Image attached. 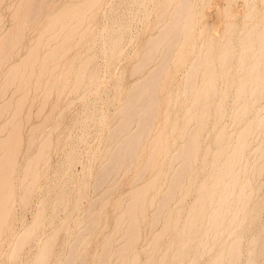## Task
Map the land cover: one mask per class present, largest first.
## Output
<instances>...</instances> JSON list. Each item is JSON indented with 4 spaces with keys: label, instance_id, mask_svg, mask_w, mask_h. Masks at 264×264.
I'll list each match as a JSON object with an SVG mask.
<instances>
[{
    "label": "bare ground",
    "instance_id": "obj_1",
    "mask_svg": "<svg viewBox=\"0 0 264 264\" xmlns=\"http://www.w3.org/2000/svg\"><path fill=\"white\" fill-rule=\"evenodd\" d=\"M0 264H264V0H0Z\"/></svg>",
    "mask_w": 264,
    "mask_h": 264
},
{
    "label": "rangeland",
    "instance_id": "obj_2",
    "mask_svg": "<svg viewBox=\"0 0 264 264\" xmlns=\"http://www.w3.org/2000/svg\"><path fill=\"white\" fill-rule=\"evenodd\" d=\"M76 168L79 169V166H77ZM30 209H31V208H29V210L27 211V217H28V218H29V216H30V215H29L30 213L28 214V212H30Z\"/></svg>",
    "mask_w": 264,
    "mask_h": 264
}]
</instances>
